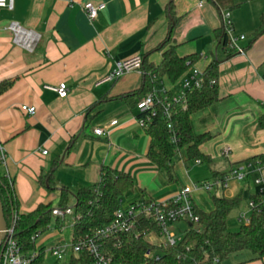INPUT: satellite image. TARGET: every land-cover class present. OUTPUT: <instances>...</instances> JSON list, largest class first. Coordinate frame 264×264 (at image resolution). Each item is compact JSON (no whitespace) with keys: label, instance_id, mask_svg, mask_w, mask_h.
Masks as SVG:
<instances>
[{"label":"crops","instance_id":"0c3cea01","mask_svg":"<svg viewBox=\"0 0 264 264\" xmlns=\"http://www.w3.org/2000/svg\"><path fill=\"white\" fill-rule=\"evenodd\" d=\"M88 2L104 5L92 22L81 9ZM169 3L177 19L171 44L177 46L179 56L198 57L182 80L194 68L204 72L215 61L219 97L190 117L194 135L212 137L199 147L211 162L188 160L183 148L173 159L174 182H168L147 158L149 136L137 124L132 106L138 98L128 97L142 89L145 70L162 60L158 46L167 34ZM263 11L264 0H222L220 5L214 0H14L12 10L0 9V82L13 81L0 95V146L5 154L1 171L13 182L19 212L29 213L39 204L59 207L58 189L65 187L74 194L94 187L103 167L132 178L134 187L121 203L127 206L142 199L166 201L183 186L211 182L213 173H227L253 156L264 155V130L257 128L264 112V33L251 42ZM224 12L230 13L233 34L244 37L237 41L243 54L228 52L215 39ZM11 22L39 34L32 52L12 42L6 28ZM134 54L143 57L141 72L103 80L114 61ZM62 82L67 86L64 98L44 88ZM155 83L157 89L169 88L166 79ZM21 105L35 107V114L22 113ZM95 128L105 134L96 135ZM54 165L56 190L50 191L39 179ZM256 177L252 168L244 181H231L226 190H196L193 203L209 212L210 193L234 198L248 191L243 208L247 209L257 193ZM239 211L231 214L236 221ZM227 261L264 264V258L254 259L248 251L232 254Z\"/></svg>","mask_w":264,"mask_h":264},{"label":"trees","instance_id":"16d2710c","mask_svg":"<svg viewBox=\"0 0 264 264\" xmlns=\"http://www.w3.org/2000/svg\"><path fill=\"white\" fill-rule=\"evenodd\" d=\"M220 5L222 0H214ZM167 34L158 50L162 51V60L157 67H150L144 72L143 87L140 91L128 95L138 99L157 90L155 81L166 79L170 93L185 76L190 65L197 56H179L177 46L171 44L172 34L177 22L172 3L166 6ZM264 33V11L259 17V26L252 34L256 40ZM215 39L219 41L228 52L234 51L229 42L224 27L215 31ZM166 47V49H164ZM143 59V57H142ZM144 60L142 61L141 70ZM218 67L215 61L211 62L203 72V84L199 89L187 94L184 105H173L169 108L170 118L162 116L163 107L157 105V114L153 116L145 128L149 136L147 158L155 164L158 170L166 177L168 182H174L173 159L176 154L185 148L188 160H200L202 164L209 165L211 159L202 154L199 147L208 139L209 134L194 135L190 117L219 100L217 90ZM213 82V83H211ZM12 80L0 82V95L9 89ZM126 97V96H125ZM158 99H162L158 95ZM20 109V107H19ZM140 115H137L139 117ZM170 124V129H168ZM257 128L264 130V112L257 121ZM264 162V155L249 158L246 163L253 168ZM0 163V201L3 216L8 225L11 217L16 215L15 238L24 253H31L35 248V240L50 226L51 203L39 204L29 213H20L18 201L15 198L13 182L1 171ZM52 169L40 177L39 182L46 189L56 190L53 182ZM228 173V172H227ZM226 173H213V178H221ZM134 187L132 178L124 173L107 167L101 170L100 180L94 187L82 188L72 194L68 189H58V202L60 208L70 205L74 198L73 210L81 214V219L72 228V235L78 237L88 233L94 228L108 224L113 213L121 207L124 194ZM209 198L212 209L204 212L197 209L198 222L186 223L183 236L174 245H154L148 241L150 232H157L155 225L145 219H140L137 225L138 236L133 233L120 236L107 244V252L111 256V264H224L232 254L248 251L254 259L264 258V200L263 195L255 193L250 197L254 207L249 211V223L240 224L236 230H230L227 223L231 214L241 209L242 194L227 198L210 193ZM68 223V218H54V227L61 228ZM37 236V237H36ZM116 244V245H114ZM149 252V255L147 253ZM153 256H151V255ZM157 256V258H155ZM46 255L40 249L38 256L31 264H46ZM90 258L85 252L78 254L68 253L64 262L56 261L53 264H90Z\"/></svg>","mask_w":264,"mask_h":264},{"label":"built area","instance_id":"2783aa9c","mask_svg":"<svg viewBox=\"0 0 264 264\" xmlns=\"http://www.w3.org/2000/svg\"><path fill=\"white\" fill-rule=\"evenodd\" d=\"M14 0H0V9L12 10ZM87 19L92 22L100 11L104 9L103 4L94 5L90 2L81 5ZM223 27L229 42L230 48L237 54H243L244 50L237 45L238 40L244 39L243 36H235L233 34L232 22L230 13L222 14ZM12 37V42L23 50L32 52L40 39L39 34L21 27L15 22H11L6 27ZM142 55L134 54L128 58L116 60L109 74L103 79L104 81H112L131 72H141ZM213 83V82H211ZM203 84V72L194 68L191 74L182 80L180 86L174 94L166 93L164 88L153 90L141 98L136 104L137 115L136 122L139 127L146 128L153 116L157 114V105L163 107L162 116L169 120V108L173 105H184L187 94L193 90L199 89ZM45 89L55 92L59 97L64 98L67 93V86L64 82L57 86H44ZM158 95L162 99H158ZM20 111L26 115H34L35 107L21 105ZM170 129V124H168ZM96 135H104L105 132L100 128H95ZM45 155L47 151H42ZM228 154V149L223 150V155ZM5 160V154L0 146V163ZM200 164V160H195ZM252 165L247 163L238 165L229 170L228 173L221 178L213 179L211 182H201L193 185L181 187L177 193L166 201L156 202L150 199H142L138 202H133L127 206H121L113 213L112 220L101 227L94 228L88 233L74 237L70 236L69 244L63 240L56 239L52 245L43 246L41 249L45 255H50L56 261L64 262L69 252L78 254L85 252L90 258V264H111V256L107 252V244L118 239L122 235L133 233L135 237L137 225L140 219H145L152 222L157 228V232H150L148 241L154 245L165 246L167 244L174 245V233L170 230L177 223H197V207L192 200V193L196 190L209 193L213 189L226 190L231 181H244L252 170ZM257 171V177L254 179V185L257 187V193L263 195L264 200V165L259 164L254 168ZM254 207L252 201L247 205V209L240 211L237 216V221L240 224L249 223V211ZM53 218H68V225L73 226L81 219L80 213H75L73 207L65 208L55 207L51 210ZM16 215H13L4 230V237L0 242V264H31L38 256L40 249H35L31 253H24L21 246L15 238V223ZM62 231L64 227L54 228ZM37 237V236H36ZM161 241H155L156 239ZM116 245V244H114ZM149 255V252L147 253ZM151 255V254H150ZM153 256V255H151ZM157 258V256H155Z\"/></svg>","mask_w":264,"mask_h":264},{"label":"rangeland","instance_id":"374dc122","mask_svg":"<svg viewBox=\"0 0 264 264\" xmlns=\"http://www.w3.org/2000/svg\"><path fill=\"white\" fill-rule=\"evenodd\" d=\"M249 192H252V190H250ZM218 194H220V192L217 193V195ZM248 195H249L248 191H245L243 193V195H242L243 196V204H242V207H241L242 209H240L241 211L246 210V209H243V208H244V206H246L245 203L247 201ZM125 200H126V198H125V196H123L121 202L124 203ZM204 200H206V199H204ZM232 216L233 215H231L229 217L227 225H228L230 230L234 231V230H236L238 228L237 226H239L240 223L238 221H236ZM53 223H54V218L52 217L49 228L35 240V248L41 249L43 246H47V245L49 246L51 241L55 238V236L58 237L56 239L63 240L66 244H69L70 236H71V233H72L71 226L66 224L64 226V229L60 232V231L54 229L55 227L53 226ZM184 229H185V224L184 223H177V224L174 225V227H172L170 229L174 233L175 240L178 241V240H180L182 238ZM161 240H162V238H159V240H157V242L161 241ZM235 257H237V256L234 255L233 258H235ZM45 262H46V264H53V263H55V259H53L50 255L47 254ZM226 262H228V261H226Z\"/></svg>","mask_w":264,"mask_h":264},{"label":"water","instance_id":"95a60500","mask_svg":"<svg viewBox=\"0 0 264 264\" xmlns=\"http://www.w3.org/2000/svg\"><path fill=\"white\" fill-rule=\"evenodd\" d=\"M6 228V222L3 216V211H2V204L0 201V242L2 238L4 237V230Z\"/></svg>","mask_w":264,"mask_h":264}]
</instances>
